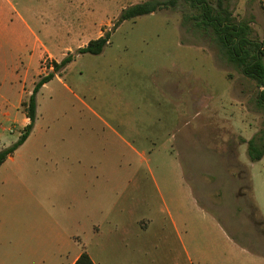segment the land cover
<instances>
[{
  "label": "rangeland",
  "instance_id": "rangeland-1",
  "mask_svg": "<svg viewBox=\"0 0 264 264\" xmlns=\"http://www.w3.org/2000/svg\"><path fill=\"white\" fill-rule=\"evenodd\" d=\"M10 1L16 30L9 40L3 35L0 61H43L39 72L47 76L51 61L75 56L61 80L38 95L37 124L54 133L62 146L58 152L66 150L73 134L91 133L95 185H104L107 169L108 203H121L128 191L144 203V218L162 219L154 176L177 203L189 205L177 212L190 220L189 234H200L201 227L207 235L193 244L202 245L208 262L264 264V158L252 164L248 156L250 140L264 143L258 85L228 62L210 34L183 26L190 6L124 22L104 52L94 56L78 50L113 30L124 10L153 0ZM228 4L233 18L246 21L264 43V0ZM29 29L40 39L39 57L38 49L28 50ZM35 72L32 66L29 75L12 83L0 74L1 92L23 94L12 121L0 115L1 137L20 138L22 104ZM10 167L0 168V186L16 184L7 178ZM171 233L167 225L153 228L150 236L161 241L143 264H172L163 240ZM175 250L181 252L177 240ZM215 251L218 256L212 257ZM181 264H189L185 256Z\"/></svg>",
  "mask_w": 264,
  "mask_h": 264
},
{
  "label": "crops",
  "instance_id": "crops-1",
  "mask_svg": "<svg viewBox=\"0 0 264 264\" xmlns=\"http://www.w3.org/2000/svg\"><path fill=\"white\" fill-rule=\"evenodd\" d=\"M3 1L0 5V50L5 46L3 41L15 35L16 30L11 19L16 8L10 0ZM33 34L30 30L33 39L28 50L38 49L39 57L40 39ZM42 62L0 61V74L5 73L4 79H11L12 83L24 74L29 75L31 67L36 66L33 92L36 83L44 77L39 72ZM62 74L54 79L61 80ZM13 95L11 91H0V115L3 119L7 117V121H12V115L23 100V94ZM23 115L25 121L21 128L24 129L30 120ZM37 121L26 142L0 166H11L7 178L16 183L0 186V264H76L84 252L94 264H143L144 255L150 256V248L161 241L159 235L150 236V232L156 226L166 225L172 233L163 240L171 248L172 264H181L182 256L189 264L217 263V259L208 262L201 244L197 247L193 244L207 237L202 235L201 227L200 234H189L190 220L177 212L189 205L177 203L154 176L164 217L149 220L144 218V203L128 191L121 203L107 202V169L102 171L106 179L104 185H95L91 133L85 132L83 137L73 134L66 150L58 152L62 146L53 137L54 133L39 128ZM91 130L94 131L93 127ZM11 138L0 135V150L18 141L15 136ZM176 240L181 247L179 253L175 250ZM214 253L212 257H217L218 251Z\"/></svg>",
  "mask_w": 264,
  "mask_h": 264
},
{
  "label": "trees",
  "instance_id": "trees-1",
  "mask_svg": "<svg viewBox=\"0 0 264 264\" xmlns=\"http://www.w3.org/2000/svg\"><path fill=\"white\" fill-rule=\"evenodd\" d=\"M189 5L190 15L184 16L183 26L190 25L196 31L210 34L219 46L228 62L239 69L245 76L255 81L259 94L257 106L264 111V43L253 37L250 25L237 22L233 18L228 0H166L147 1L124 10L116 21L113 30L96 40H92L86 47L78 50V55H101L108 46L113 32L124 22L151 15L162 9L176 10ZM75 60L69 55L60 63L52 62L53 71L41 77L36 83L28 101L22 104L27 118L30 120L18 141L6 149L0 150V166H2L29 138L37 121V95L42 87L52 81L56 75H61ZM248 156L251 162H259L264 158V143L258 145L255 139L248 143ZM76 264H94L87 252H84Z\"/></svg>",
  "mask_w": 264,
  "mask_h": 264
}]
</instances>
